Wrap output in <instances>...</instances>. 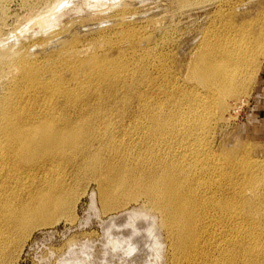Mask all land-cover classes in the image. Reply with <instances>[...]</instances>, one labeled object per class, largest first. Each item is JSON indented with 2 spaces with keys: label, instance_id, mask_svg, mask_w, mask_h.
I'll return each mask as SVG.
<instances>
[{
  "label": "bare ground",
  "instance_id": "6f19581e",
  "mask_svg": "<svg viewBox=\"0 0 264 264\" xmlns=\"http://www.w3.org/2000/svg\"><path fill=\"white\" fill-rule=\"evenodd\" d=\"M258 1L263 14L264 0ZM225 2L217 13L232 24L241 18L243 1ZM117 17L113 27L124 31L111 32L116 40L109 35L90 44L93 52L76 33L34 59L22 49L0 48V72L13 68L0 102V160L8 166L0 180V264L35 230L74 211L78 197H66L88 178L97 185L103 211L144 201L164 234L169 264H264L258 220L264 162L247 147L237 155L216 151L209 141L214 112L224 116L228 99L246 94L240 93L258 71L263 45L240 37L237 49L228 50L206 38L180 84L165 57L143 46L151 35ZM126 45L128 56L105 57ZM165 89L167 97L151 94ZM39 97L52 102L41 111L21 108L22 100ZM51 107L60 114L50 113ZM125 115L128 123L114 124L115 116ZM67 167L71 176L60 172Z\"/></svg>",
  "mask_w": 264,
  "mask_h": 264
},
{
  "label": "rangeland",
  "instance_id": "374dc122",
  "mask_svg": "<svg viewBox=\"0 0 264 264\" xmlns=\"http://www.w3.org/2000/svg\"><path fill=\"white\" fill-rule=\"evenodd\" d=\"M225 1L0 0V48L22 49L29 59H34L45 48V52L56 50L60 40H66L76 33L93 52L90 44L100 45L98 43L109 35L111 40H116L115 33L111 32L124 31L123 28L113 27L117 15L121 14L130 21L129 29L151 35L152 41H146L143 46L147 44L153 52L164 56L171 73L178 75L179 83L183 84L187 81L186 68L206 38H210L216 48L236 50L235 41L239 43L240 37H256V41L264 47V40L261 41L264 13L259 14V1L242 0L243 6L239 7L241 18L232 24L222 22L220 13H217ZM233 2L235 5L236 0ZM127 3L130 5H125ZM242 24L244 28L238 30L236 27ZM120 53L128 56V46L116 47L104 54L114 60ZM258 65V71L249 79L248 86L241 90L240 94H246L239 100L228 99L230 109L224 116L219 111L214 112L209 141L213 142L216 151L229 149L237 155L247 147L252 156L264 162V139L256 117L264 101V56ZM148 68L153 74L155 69L150 65ZM12 69L10 65L1 69L0 102L7 93L8 81L13 77ZM157 84L158 88L162 87L160 77ZM165 91L155 90L151 94L156 93L157 99L164 98L170 93L165 94ZM94 92L98 94L103 91L97 89ZM105 96L111 95L105 93ZM90 100L94 104L100 102L96 97ZM51 102L39 97L35 101L22 100L20 106L30 111H41ZM50 110H53L50 113L60 114L56 107ZM130 117L115 116L114 124L128 123ZM7 169L8 166H2L0 160L1 181ZM58 169L52 172L56 174ZM68 169L63 168L60 172L71 176ZM91 180L88 178L82 180L83 183H76L66 197V201L78 197L74 211H67L52 226L35 230L23 244L21 242L20 247L18 244L10 249L7 259L1 264H169L164 234L157 217L149 211L144 201L138 199L115 212L103 211L97 185ZM261 193L264 194V186ZM258 220L262 221L264 230V212Z\"/></svg>",
  "mask_w": 264,
  "mask_h": 264
},
{
  "label": "crops",
  "instance_id": "0c3cea01",
  "mask_svg": "<svg viewBox=\"0 0 264 264\" xmlns=\"http://www.w3.org/2000/svg\"><path fill=\"white\" fill-rule=\"evenodd\" d=\"M262 86L264 87V75H263ZM263 90H264V88H263ZM256 117L258 118V122H259V126H258L259 132H260V134L262 133V136L264 139V101L262 102V104L258 108L257 113H256Z\"/></svg>",
  "mask_w": 264,
  "mask_h": 264
}]
</instances>
